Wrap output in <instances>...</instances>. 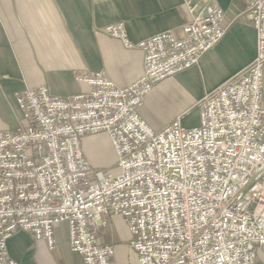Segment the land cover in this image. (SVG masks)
<instances>
[{
	"label": "built area",
	"instance_id": "obj_1",
	"mask_svg": "<svg viewBox=\"0 0 264 264\" xmlns=\"http://www.w3.org/2000/svg\"><path fill=\"white\" fill-rule=\"evenodd\" d=\"M245 4L256 57L199 101L197 127L176 119L155 132L137 111L155 84L197 65L225 36L214 0L184 1L180 37L134 45L124 24L104 27L143 54L140 77L125 88L97 72L76 75L89 89L66 98L44 85L15 94L24 124L0 130V264H18L6 248L16 232L53 249L61 222L83 264H116L114 247L97 240L115 215L138 264H255L264 248V0ZM98 134L117 174H98L83 155V137Z\"/></svg>",
	"mask_w": 264,
	"mask_h": 264
},
{
	"label": "crops",
	"instance_id": "obj_2",
	"mask_svg": "<svg viewBox=\"0 0 264 264\" xmlns=\"http://www.w3.org/2000/svg\"><path fill=\"white\" fill-rule=\"evenodd\" d=\"M184 1L0 0V130L24 124L15 94L25 88L44 85L51 96L66 98L89 89L76 81V75L97 72L120 88L134 83L143 70V54L107 37L102 29L124 24L134 45L162 32L180 37L188 19ZM214 1L223 10L225 36L197 65L155 84L137 111L155 132L176 119L184 128L197 127L199 101L256 57L257 34L241 16L245 0ZM81 149L93 170L113 168L116 156L105 135L83 137ZM54 232L53 249L30 233H14L6 241L9 257L18 264H83L69 246L67 224L61 222ZM97 240L114 247L116 264H138L120 216L105 217V224L97 228ZM256 254L255 264H264V248Z\"/></svg>",
	"mask_w": 264,
	"mask_h": 264
},
{
	"label": "rangeland",
	"instance_id": "obj_3",
	"mask_svg": "<svg viewBox=\"0 0 264 264\" xmlns=\"http://www.w3.org/2000/svg\"><path fill=\"white\" fill-rule=\"evenodd\" d=\"M96 172H98V174H101V175H103V174H112V175H114V174H117L119 171L116 168V166L113 165V168H111L110 170L99 169Z\"/></svg>",
	"mask_w": 264,
	"mask_h": 264
}]
</instances>
